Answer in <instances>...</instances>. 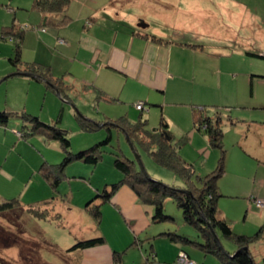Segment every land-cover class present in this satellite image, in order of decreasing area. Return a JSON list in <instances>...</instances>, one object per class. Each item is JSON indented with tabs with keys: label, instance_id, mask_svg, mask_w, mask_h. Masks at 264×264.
<instances>
[{
	"label": "rangeland",
	"instance_id": "1",
	"mask_svg": "<svg viewBox=\"0 0 264 264\" xmlns=\"http://www.w3.org/2000/svg\"><path fill=\"white\" fill-rule=\"evenodd\" d=\"M34 1L0 0V35L2 28L11 25L14 19L19 27L26 29L21 43L22 62L16 65L11 58H16L17 39L0 37V111L11 112L10 122L0 128V203L12 199L21 202L11 210L0 212V264H80L75 250L68 249L81 233H84L82 238L95 236L93 230L97 226L106 235V242L81 250L86 257L98 254L92 264H109L115 251L124 250L123 264H139L141 256L137 250L142 251L141 240L130 234V222L119 207L110 201L103 204L100 221L87 215L83 208L96 196L97 186L102 190L106 184L122 177L114 164L116 152L136 161L140 168L138 154L150 177L171 186H185L180 175L153 159L151 152L156 146L145 149L139 144L138 147L134 145L118 124L124 118L132 123L147 121L149 129L160 126L162 115L170 118L167 122L174 141L182 158L195 170L192 180L200 187L197 177L210 174L218 167L222 150L209 143L210 139L208 142L189 135L194 126L193 113L199 105L206 107L210 114L218 112L221 118L216 120L214 117L212 121L221 120L224 131V173L218 181V190L222 193L218 201L220 215L236 233L255 236L264 225V210L250 204L249 194L260 192L264 195V166L260 167L258 163L264 160V129L254 130L246 121H264V0L168 1L182 5V11L188 10L192 19L198 22L200 33L203 27L215 29L212 37L216 40L212 41L211 48L206 47L210 56L196 50L181 52L175 46H167L169 72L175 76L165 84L164 93L158 90L159 80L151 78L144 83L135 78H118L113 85L105 82L106 72L99 73V70L101 65H107L101 51L106 48L98 45L100 49L96 51L90 46L95 37L102 43H111L110 47L129 49L132 44L133 52L139 58L140 48L144 50L145 46L140 38L132 40L134 29L129 24L108 21L111 17L106 18L103 13H94L107 5H118L117 9L139 8L149 5V0H71L67 12L72 19L62 28H54L59 27L58 23L42 28V14L33 9ZM190 1L195 4L194 8L186 6ZM134 3L139 6L135 7ZM134 12L136 9L132 10ZM91 17H97V21L87 30L84 26ZM108 28L111 36L105 34L110 33ZM187 30L185 26L182 32L190 39L192 35ZM84 32H88L87 38ZM117 32L120 33L116 37ZM218 38L223 39L217 41ZM203 41L207 46L211 44L210 39ZM247 48L261 50V54L241 52ZM35 61L52 67V74L45 67H39L38 73L40 77L52 80L53 86L23 71L26 63ZM182 74L184 79L179 78ZM177 80L183 83L173 85ZM155 101L162 103L153 105ZM138 103L142 108H138ZM22 112L38 116L52 125L57 123L56 126L67 130L73 152L90 148L110 134L111 140L100 145L103 156L97 165L81 160L66 164L60 185L52 192L50 187H54L41 171L44 163L40 164L45 156L44 161L60 162L62 154L53 145L56 142L63 151L62 146L51 138V133L33 130L32 123L21 116ZM233 120L237 121L234 125L231 124ZM83 123H90L92 129L84 128ZM201 127L206 130V125ZM246 136L254 141L256 148L253 146L247 151L239 144ZM73 163L76 164L66 174ZM45 165L49 163L45 161ZM87 193L90 194L88 198ZM61 196L67 199L56 198ZM258 199L264 201L262 198L253 200ZM165 211L173 219L155 226L167 225L191 235L197 233L194 227L183 222L182 210L174 199L166 200ZM219 236L221 246L232 251L233 242ZM143 243L144 247L150 246L147 241ZM170 243L154 242L158 250H161L160 246L168 248L163 255L168 260L177 254L170 250ZM134 247L136 250H132ZM250 249L255 263L264 264V229ZM183 253H186L184 249L179 251L177 264H191L186 261L189 255L186 253V257ZM192 260L199 263L194 256ZM204 264L214 263L206 261Z\"/></svg>",
	"mask_w": 264,
	"mask_h": 264
},
{
	"label": "trees",
	"instance_id": "2",
	"mask_svg": "<svg viewBox=\"0 0 264 264\" xmlns=\"http://www.w3.org/2000/svg\"><path fill=\"white\" fill-rule=\"evenodd\" d=\"M70 2L71 0H35L33 9H36L42 14L41 27H47L48 24L57 25V23L58 26H64L69 23L72 19L67 12ZM18 25L16 19H14L11 25H6L2 28L0 35L2 38L9 36L13 39H17L16 58H11L14 65L18 62H22L21 43L26 31L23 26L19 27ZM39 67L47 68L50 73V67L37 62L26 63V68L23 71L30 72L28 75L40 79L43 77H40V73H38V70L41 71ZM45 79L48 81V85H54L51 82L52 80ZM10 113L11 112L6 110L0 111V126H5L10 122ZM21 116L32 123L33 130L39 129L42 132L51 133V138L58 140L62 146L64 155L62 160L59 163L49 165H45L44 163V166H42L43 170H41L42 173L45 174V178L54 187V190L55 188L57 190L60 185L59 182L63 178L66 164L75 160H81L91 165H97L103 156L100 151V145L108 143L111 140L110 134L106 139L90 148L79 152H73L71 150V140L68 131L56 126L58 125L57 123H55L56 125L46 123L38 116L26 114L25 112H22ZM213 121L210 117L198 118L197 125L199 128H201V125H206L205 131L208 134L210 143L222 150V157L218 167L213 170L212 173L197 177L198 181L201 183V186L198 187L192 180L195 175V170L191 164L187 163L182 158L179 147L177 143H175L171 133L170 125L164 118L161 119L160 126L153 129L147 127V121L140 120L137 123H132L126 118L121 119L118 124L126 135L131 138L134 145L138 147L137 144H139L145 149H149L152 145L156 146V150L151 152L153 159L159 165L167 167L173 170L177 175H180L185 181V186L180 188L179 186L166 184L161 180H155L149 175H146L137 166L136 161L131 160L123 153L116 152L114 164L122 173V177L118 181L106 184L102 190H98L96 196L90 199L86 205V209L94 217L95 221H100L102 216V205L111 201L119 189L127 185L135 191L143 203L154 206V214L152 217L154 223L173 219V217L165 211L166 200L172 198L182 210L183 222L194 227L197 231L196 234H198L191 235L187 232L179 231L174 227L160 231V234L168 236L169 240L183 245L193 244L205 254L217 256L224 264H256L250 245L261 236L264 225L255 236L238 234L233 230L230 223L220 215L218 209V201L222 196V193L218 190V181L224 173L223 162L225 149L223 147V128L219 121L215 123ZM83 127L92 129L90 123H83ZM147 139L148 141L146 142L145 140ZM61 199L66 200L67 198L61 196L60 200ZM20 203L21 202L17 199L2 202L0 203V212L11 210L15 205H19ZM216 235L218 238H220L219 235H222L231 240L235 245L234 250L226 251L223 246L219 245L215 238ZM105 241L103 236L82 238L78 239L68 250L73 251L89 248L105 243ZM186 253L188 254L187 251ZM115 256H117L116 261L120 262V252H115Z\"/></svg>",
	"mask_w": 264,
	"mask_h": 264
},
{
	"label": "crops",
	"instance_id": "3",
	"mask_svg": "<svg viewBox=\"0 0 264 264\" xmlns=\"http://www.w3.org/2000/svg\"><path fill=\"white\" fill-rule=\"evenodd\" d=\"M168 1L170 0H149V2H151L149 5L147 6L144 5L139 8H133V9H131L130 6L126 7L125 9H120V8L117 9L118 5L117 6L115 5L116 7H111L107 5L101 9L102 11L99 10L94 13V14L103 13L106 15V18L110 16L111 18L107 20L111 21L112 23L118 22V23H123V24H129L132 27V29H134V35H131L132 40H136V38H140L142 39L143 44L145 46L144 50L140 48L141 60H139L140 57L138 58V55L134 54L133 52L134 49L132 47V44L129 49H121L116 46L110 47L111 43L109 42L102 43L100 39H97L95 37L92 40L93 44H90L91 48L96 49V51L100 49V46L97 47L98 45H102V46L104 45L106 48L101 51H102V56H103L102 58L106 59L107 65L106 66L101 65L100 70H99V73H102L103 71L106 72L104 73L106 77L105 82L113 85L117 82L118 78H121V79L125 78L126 80H129V79L131 80L132 78H135L136 80H139L140 83H144L147 80H150L151 78L154 81L159 80V84H157L158 90L164 93L165 90L167 89L165 84L166 85L169 84L170 80H173L175 76V73L169 72L170 63L169 64L167 63L168 59H167V53H166L168 51V48H167L168 45L175 46L181 52H184L187 50H196V51H200V53L202 54H206L207 56H210L211 53L208 50L206 51V47L211 48L212 41L216 40L212 37V35L215 34V29H210V27H203L201 28L203 34L200 33L198 26H197L198 22L192 19V17L190 16V12H188V10L182 11L180 7L182 5L169 3ZM127 2H129V0ZM134 5L135 7L139 6V4H135V3ZM186 6L194 8L195 4L192 1H190L186 3ZM135 9H136V12L132 13V10L134 11ZM193 10L189 9V11L191 12ZM96 18L97 17L89 18L87 21V25H85L84 28L87 30H90L93 23L97 21ZM69 23L67 24L69 25ZM67 24H65L62 27L68 26ZM140 24H142L143 26H141ZM185 26L188 27L187 31H189V33H191L192 35V38H190L191 40L187 39V37L184 36V33L182 32V29ZM62 27L59 26V27H54V28H62ZM165 28H168L170 31H167ZM93 29L91 30L93 31ZM108 30L110 31L109 28ZM190 30H192L193 32H191ZM87 33L88 32H84V36L86 38L88 35ZM119 33L120 32H117L116 37L118 36ZM105 34L110 35L111 31L110 33L105 32ZM204 38L210 39L211 44L209 46H207V44L204 43L203 41ZM222 39L223 38H218L217 41H220ZM162 45H164V47H162ZM90 46L88 45V47ZM175 47H172V48H175ZM162 48H165V50H162ZM251 50H254V51H251ZM260 51L257 50L256 48H251V49L247 48V49L242 50L241 52L246 53V54H253L252 52H256V53L258 52L260 55L261 54ZM36 62L42 65H45L39 61H35V63ZM49 67L52 70V67L51 66ZM172 69L173 68H171V70ZM183 75L184 74H182V77H179V78H183ZM53 77L54 76L52 75L51 78L54 79ZM40 79L48 82L45 78H40ZM61 80L63 83H65L63 79ZM179 83H183V82H180L177 80V82L172 83V84L178 85ZM65 85L67 86L66 83ZM132 89H134V87H132ZM161 103H162L161 101H155L153 105H161ZM199 106L197 109L195 108V112L193 113L192 123L194 124V126L192 130L189 132V135L192 136V138H194V136H199V138H201L202 140H207L209 142L208 134L202 129V127L199 128V126L197 125V119L210 117L212 118V120H215L214 119L215 117L217 120V118L219 117L221 118V116L218 114V112L215 113L216 111H213L212 114H210L206 112V107L204 108L203 106H200V107ZM162 118H164L166 121L168 120L171 121L170 118L169 119L167 118L168 119L167 120L164 115H162ZM220 121L221 120H219V122ZM246 122H250V126L253 129L254 128L264 129V125H263L264 121L262 123H258L257 120H251V121H246ZM235 123H237V121L233 120L231 124L234 125ZM255 123L259 125L253 126V124ZM227 124L230 125L229 123ZM2 127H4V125L0 126V128ZM189 135L187 137H190ZM223 137H224V134H223ZM39 139L43 141V139L41 138ZM252 141L253 140H251L249 136H246L244 139L240 141L239 144L244 145L247 151H250V147H253V146L255 147L256 145L254 141L253 142ZM44 143L46 144V142ZM53 146H56V148H58V151H59L58 153L62 154L59 157V159L61 158L60 159L61 161L64 156L63 151L59 149V146L56 145V142ZM44 159L42 163L40 164L41 166L43 163H45V161H47L49 164L56 163V162H49V160L44 161ZM258 163L260 167L264 166L263 159H262V162L260 161ZM75 164L73 163L69 165V167L67 168V172L69 168L70 167L72 168V166H74ZM41 166H39V169L41 168ZM67 172L66 174H69V172L68 173ZM73 173H74L73 175H75L76 173L75 170L73 171ZM262 179L264 182L263 177ZM50 188L52 192H55V190L52 187ZM99 189L100 188H98L97 186L96 191H98ZM89 193H87V196H86L87 198L90 195ZM251 193L252 194H249L250 204L251 203L255 204L253 200L254 198L264 199V195H262L260 192H251ZM57 198H60V197H57ZM110 202H113L115 205H117L119 209L122 211V213L124 214L127 221L130 222V226L132 229V231H130L131 232L130 234H132V236L134 235L137 240L139 241L141 240L140 243L142 245V251L141 249L137 250L139 255L141 256L139 264H157L158 261H160L159 262L160 264H174L173 262H176L177 264V256H178L179 251H181L182 249L187 251L192 259H193V256L196 257L199 260V263L197 262V264H204L206 261L213 262L214 264H224L217 256L211 255V254H205L202 250L195 247L194 245H183L181 243H176L174 241L169 240L168 236L161 235L160 231L166 230L168 228H172L173 226L156 225L157 226L156 227L155 226L156 223H154L152 220V217L154 214V206L149 205V204L148 205L143 204L140 201L138 195L135 193V191L131 189L129 186L127 185L122 186L119 189V191L113 196ZM86 205L87 204H85L83 210L86 212L87 215H89L90 213H88V210L86 209ZM255 207L257 209L264 210V206L262 208H259L255 205ZM70 208H72L73 210L74 207H72L71 205ZM93 231H94L95 236L93 235L92 237L103 236L106 240V235H104L103 233H101V231L98 230V226L95 227V230ZM83 234L84 233H81L80 235L77 236V238L82 239V237H84ZM143 241H147L148 243H150V246L148 245V247L146 246L144 247ZM153 241L155 243L157 241L158 242H164V241L172 242L170 243L171 245L170 250L172 252H175V254L177 253L176 256L174 258H171L170 260H168L169 259L168 257L164 258L163 255L165 252V248L166 249L168 248L166 246H160L159 249L161 250H158L157 246L154 244ZM188 246H193V248L188 247ZM89 249L91 248H88V250ZM81 250L82 249L75 250V254L79 256L80 264H92L94 261L93 259L98 257V254L92 257H86L85 254H82ZM132 250H136V248L134 247L132 248ZM125 251L126 250L115 251V252H120V256H119L120 262H117L115 260V255H113V257L110 258L109 264H123V261H124L123 257H124ZM216 260L218 263L215 262Z\"/></svg>",
	"mask_w": 264,
	"mask_h": 264
},
{
	"label": "built area",
	"instance_id": "4",
	"mask_svg": "<svg viewBox=\"0 0 264 264\" xmlns=\"http://www.w3.org/2000/svg\"><path fill=\"white\" fill-rule=\"evenodd\" d=\"M137 106H138V108H142V104H139V103H138ZM254 202H255V204H256L257 207H263V206H264V201H262V200H260V199L254 201ZM183 254H184V256L187 255L186 253H183ZM187 256H188V255H187ZM187 256H186V257H187ZM188 258H189V259H188ZM178 260L181 261V257H179ZM186 261H187V262H191V264H196V262H195L194 260H192V259L190 258V256L187 257Z\"/></svg>",
	"mask_w": 264,
	"mask_h": 264
},
{
	"label": "water",
	"instance_id": "5",
	"mask_svg": "<svg viewBox=\"0 0 264 264\" xmlns=\"http://www.w3.org/2000/svg\"><path fill=\"white\" fill-rule=\"evenodd\" d=\"M140 25L143 26L142 24H140ZM133 148H134V147H133ZM136 158H137V161H138V163H139V165H140L141 170H142L146 175H148V173L146 172V170H145V168H144V166H143V164H142V162H141L140 157L138 156V154H136ZM215 238H216V240L218 241L219 245L221 246V244H220V240H219V238L217 237V235L215 236Z\"/></svg>",
	"mask_w": 264,
	"mask_h": 264
}]
</instances>
